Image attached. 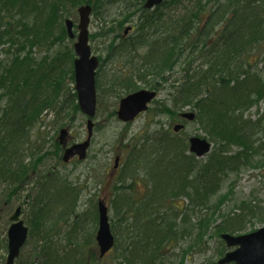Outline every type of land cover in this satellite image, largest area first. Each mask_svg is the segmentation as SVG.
<instances>
[{"label": "trees", "instance_id": "1", "mask_svg": "<svg viewBox=\"0 0 264 264\" xmlns=\"http://www.w3.org/2000/svg\"><path fill=\"white\" fill-rule=\"evenodd\" d=\"M111 1L124 12L117 18L126 15L136 26L133 35L125 38L128 19L115 20L108 28L112 35L106 47L109 58L123 61L130 71L110 79L106 92L120 99L139 90L138 81L152 90H166L170 99L155 101L157 107L150 112L175 117L190 106L214 143L204 163L188 153L184 134L173 137L157 128L151 135L128 138L125 131L124 137L115 138L125 145L118 153L122 164L109 183L116 218L111 223L116 235L114 252L123 235L125 245L114 264H166L162 253L165 248L175 249L182 231L191 225L188 213L211 212L193 228L201 246L202 234L215 222L211 217L224 202L212 203L224 178L252 167L263 152L264 147L254 149L251 139L264 134V115L252 123L244 120V113L264 100V81L245 60L255 46L264 43V6H256L257 0H171L147 11L146 0ZM83 4H90L95 14L102 8V0H0V186L10 193L4 201L8 205L27 191L22 204L30 229L28 244L33 248L32 257L22 256L17 264H100L105 260L99 258L93 239L97 206L89 210L96 222L91 232L81 225L85 214L78 211L80 186L58 170V165L65 167L61 146L53 137L50 144L55 150L43 151L39 138L49 113L65 118L69 125H64L70 126L80 112L73 41L68 39L64 20ZM178 4L183 5L182 12L172 17L161 11L173 7L174 12ZM184 51L183 79L172 82L169 73L176 71ZM195 62L199 63L193 67ZM101 91L105 90L98 83ZM115 115L114 110L111 116ZM235 146L241 150L232 153ZM48 154L55 157V169ZM45 166L49 171L42 173ZM178 201L188 204L180 208ZM237 208L247 215H222L216 227L219 238L222 233H241L251 222L248 217L260 216L264 223V209L259 206L241 202ZM65 228L69 230L64 232ZM77 232L82 240L75 236ZM2 250H7L6 245ZM225 252L224 246L220 255Z\"/></svg>", "mask_w": 264, "mask_h": 264}, {"label": "rangeland", "instance_id": "2", "mask_svg": "<svg viewBox=\"0 0 264 264\" xmlns=\"http://www.w3.org/2000/svg\"><path fill=\"white\" fill-rule=\"evenodd\" d=\"M255 5L263 6L264 0L256 1ZM182 7L183 5L178 4V8L180 10L177 8L174 12H172L173 7H171L162 8L161 11H163L165 15L169 14V17H172L176 15L177 12H182ZM121 8V6H119L117 3L112 2L111 0H102V8L97 10V14L93 13L91 16V23L89 27L91 38L90 44L94 55L102 59L101 66L99 67L98 71L99 77L97 84L99 83L102 86V89L105 91H101L99 93L100 97L98 101L97 116L94 120V135L88 158L86 161L81 163L74 161L66 167L58 165V170L62 174L68 175L70 180L73 181L72 184L75 186H80L82 190L78 197V211L85 214L82 218L81 225L83 226V228L85 227L86 230H89L91 232L93 231V225L96 226V222L91 219V211L94 210L95 206H97L98 204V201L102 198L108 201L111 223L112 221L116 220L113 207L111 206L112 196L111 187L109 184L111 183L110 174L112 172V167L116 155L122 149L123 145H125V143L122 142L116 143V136L120 134L124 137L125 135H122L121 133L125 131H127L128 133V138L136 135L137 137L147 134L151 135L154 131L157 130V128H160L161 131H166L167 133H173L174 126L182 123L180 118L176 119L179 114L184 112H196L195 110L193 111L192 107L190 106L184 107L183 109L178 111V114L175 117L168 114L156 116L154 112H148L149 114L140 115L127 129L125 128L126 125L120 122L117 117L114 118L111 116V113L114 110L117 112L119 101L124 95L120 99H118L112 96L109 92H106V89L108 88V82L110 79H112L113 77L115 78L117 75L120 76L122 74H125L122 73L124 69L126 70V72L130 70H127V68L124 66L123 61L111 60V58H109L108 53L106 52V47L112 40V35L109 33L108 28H111L114 25L112 24L113 21H122L124 19H128L124 25V28H126L127 26H136L133 18L127 17L126 15L122 18H117V15L123 12ZM68 17L72 18L74 22L78 24L79 19L77 15V9L71 11V14L68 15ZM107 32L109 34H107ZM182 54L183 56L181 55L177 62L176 71L173 70L169 73L168 77L171 78L172 82L174 80L181 81L183 79L185 69L187 68V56H185L186 51L182 52ZM41 56L42 55H38L39 58ZM245 60L246 64L250 66L251 69L257 71L260 74L261 79L264 81V43L255 46L252 50V53ZM198 63L199 62H195L193 64V67L198 65ZM138 85L143 89H147L143 82L138 81ZM157 99L162 103L168 101V99H170L169 92L166 90L160 91ZM150 107L152 109H156L157 106L155 104H152ZM44 115H46V113ZM263 115L264 100H261L245 111L244 120L254 123L261 117H263ZM64 124L69 125V121L65 120V118L63 117L56 118V115L54 113H49V115L45 119V123L41 126V132L39 133V138H41L42 142L41 146L44 147L43 151L46 149V147L55 150V147H53L50 142H52L53 137L58 140L60 130L65 127H62V125ZM86 124L87 118L80 112L77 113L74 116L71 125L69 126V137L66 144L71 145L73 143L84 141L87 137ZM185 125V138H205L208 139L214 147V143L209 139V136L200 123H198L197 121H187ZM172 136L174 137L175 135ZM251 140L255 141L254 149L258 148L259 146L264 147V134L260 133L258 135H255ZM240 150L241 147L235 146L232 149V153L238 152ZM262 151V154H259V156L254 159V164L252 167H245L239 173H228L227 177L224 178L218 195L213 199L212 203L216 205L218 204L217 202L221 199H223L224 202L217 206L215 210V212L217 211V214H213L211 217L210 221L215 219V222H212L207 233L202 234L204 238L203 244L201 246H199V243H197V232L193 228L197 226L199 220L202 217H205V215L207 214L208 217L211 212L203 210L202 214H200V212L194 210L195 213H188V215L190 216L192 229L191 231H189L191 225L186 226L184 231H182L181 233L177 246H174L175 249L165 248L162 255L164 256L166 264H217L219 259H221L220 253L224 250L225 245H222V241L216 234V227L217 224L221 223L222 215H226L229 213L233 216L247 215L237 208V206L240 205L241 202H247L252 207L259 206L260 209H264V149ZM208 157L209 156L203 158L201 161L204 163L207 162ZM48 158L53 159L52 164L54 165L53 169H55V157L51 154H48ZM48 169L49 166H45L40 170L42 173H45ZM138 190L142 191L141 189ZM5 193L6 192L3 187L0 186V249L4 246V240L9 228V217L16 209L15 207L25 201L24 199L27 191H23L17 194L16 197L11 199L10 205L6 206L4 201L8 199V195L10 198V193ZM176 204L181 208L185 207L188 204V201H184V203L178 201ZM22 219L24 221L26 220V209H24L23 211ZM248 219H251V222L248 221L247 226H245L244 230L239 234H248L253 230L255 231L264 226V223L260 222V219H262L260 218V216H256V218L248 217ZM67 230L69 229L65 228L64 232H67ZM95 235L96 233L94 234L93 239H95ZM75 236L77 237V239L79 238L80 240H82L81 233L77 232ZM123 239L124 235L123 237H119L120 245L118 247V250L113 252L100 264L115 263L117 257H120L123 253L121 249L125 245V241ZM85 248H87V250L91 249L92 245L86 246ZM32 249L33 248L31 245L25 247L22 252V256L24 258L26 256L28 257L29 255L32 257ZM186 250H188V253L184 252ZM225 250L226 252L228 251L226 247ZM0 255H2L4 259L3 262H5L7 257L6 250H2L0 252Z\"/></svg>", "mask_w": 264, "mask_h": 264}, {"label": "water", "instance_id": "3", "mask_svg": "<svg viewBox=\"0 0 264 264\" xmlns=\"http://www.w3.org/2000/svg\"><path fill=\"white\" fill-rule=\"evenodd\" d=\"M164 1L147 0L144 8L148 10L153 9ZM91 13L92 8L90 5H85L78 9L79 33L77 41L74 43L76 54L74 61L75 90L80 110L89 118L87 122L88 136L84 142L76 143L66 148L63 156L65 163L70 162L75 157H78L80 161L85 160L93 137L94 123L92 119L96 116L97 111L96 70L99 66V60L95 56L92 57V50L89 46ZM65 26L69 38L74 39L73 21L67 19ZM156 95V92L142 90L121 100L117 113L119 120L125 123L134 121L139 114L148 110V104L155 99ZM183 117L194 120L195 114L186 113ZM182 128L183 126H176L175 131L178 132ZM60 134V142L64 145L69 135L68 129H62ZM190 143L191 152L201 158L209 153L211 149V145L206 140L191 138ZM118 164L119 158H116L115 169L118 167ZM20 216L21 208H18L11 217L13 225L8 232V257L5 264L15 263L28 238L29 230L25 226L24 221L20 220ZM221 238L225 241L228 248H236V250L227 253L218 264H264V227L256 232L241 236L223 234ZM96 239L101 257L106 255L115 244V239L111 232L108 209L103 200L99 202V229Z\"/></svg>", "mask_w": 264, "mask_h": 264}, {"label": "flooded vegetation", "instance_id": "4", "mask_svg": "<svg viewBox=\"0 0 264 264\" xmlns=\"http://www.w3.org/2000/svg\"><path fill=\"white\" fill-rule=\"evenodd\" d=\"M129 26H127L126 27V29L128 28ZM132 27V26H131ZM126 29H124V31H123V38H125L126 37V35H127V32H126ZM133 31V27H132V29L131 30H129L128 32H132ZM122 73H125V74H122V75H125L126 76V70H123V72ZM6 205H8V202H5V206ZM25 204H19V205H17L15 208V210L13 211V213H12V215L9 217V228H8V230H7V234H6V238H5V240H4V246L6 245V248L8 249V232H9V229H10V227L13 225V222L11 221V217L14 215V213H15V211L18 209V208H21V216H20V220H23L22 219V216H23V211H24V209H25ZM14 207V206H13ZM12 207V208H13ZM26 213H27V210H26ZM24 221V220H23ZM27 219L24 221L25 222V225L28 227V225H27ZM29 228V227H28ZM29 231V233H28V238H27V242H26V245H25V247H27L29 244H28V242H29V236H30V229H28ZM24 247V248H25ZM24 248L22 249V252H23V250H24ZM22 258V253H21V255H20V257H19V259H18V261L20 260Z\"/></svg>", "mask_w": 264, "mask_h": 264}]
</instances>
